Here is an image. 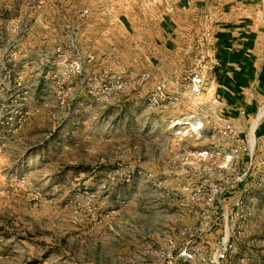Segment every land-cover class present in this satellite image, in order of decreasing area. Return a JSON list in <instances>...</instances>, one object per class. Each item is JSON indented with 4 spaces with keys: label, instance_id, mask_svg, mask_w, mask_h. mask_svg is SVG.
<instances>
[{
    "label": "rangeland",
    "instance_id": "rangeland-1",
    "mask_svg": "<svg viewBox=\"0 0 264 264\" xmlns=\"http://www.w3.org/2000/svg\"><path fill=\"white\" fill-rule=\"evenodd\" d=\"M5 1L0 264H264V120L226 115L188 6L224 0Z\"/></svg>",
    "mask_w": 264,
    "mask_h": 264
},
{
    "label": "crops",
    "instance_id": "crops-1",
    "mask_svg": "<svg viewBox=\"0 0 264 264\" xmlns=\"http://www.w3.org/2000/svg\"><path fill=\"white\" fill-rule=\"evenodd\" d=\"M188 6L196 14L202 13L198 17L211 46L209 83L226 115L239 121L256 117L260 120L264 114V0H224L215 6L216 12L206 2L202 9L196 2ZM52 7V0H47V14L43 17L46 23L57 22V16L51 14ZM174 24L172 13L161 18V35L166 44L173 39ZM262 132L261 121L256 133Z\"/></svg>",
    "mask_w": 264,
    "mask_h": 264
},
{
    "label": "built area",
    "instance_id": "built-area-1",
    "mask_svg": "<svg viewBox=\"0 0 264 264\" xmlns=\"http://www.w3.org/2000/svg\"><path fill=\"white\" fill-rule=\"evenodd\" d=\"M25 1V3H26V5L28 6V8L29 9H35V10H40V9H43L44 8V6H45V4H46V1L47 0H24ZM56 5V4H55ZM21 18H23V20H26L27 22H35V23H44V21H43V17L41 16V15H34L33 17H31L30 18V16L28 17V16H22ZM20 18V19H21ZM66 19L64 18V17H62V16H57V22H63V21H65ZM207 41H208V39H207ZM207 44H208V42H207ZM195 81H196V83H201L202 82V79L201 78H197V79H195ZM218 99V98H217ZM219 100V99H218ZM220 102V101H219ZM257 115V114H256ZM255 115V116H256ZM262 117H264V114H262V116H261V118H260V120L262 119ZM259 120V121H260ZM261 122H258L257 123V125L255 126V128H254V130L252 131V134H253V136L255 135V134H257L256 133V131H257V126L260 124ZM201 129L198 127V128H196L195 130H193L192 129V131H200ZM240 132V131H239ZM258 136H264V132H262V133H259L258 134ZM204 153H205V151H203Z\"/></svg>",
    "mask_w": 264,
    "mask_h": 264
},
{
    "label": "bare ground",
    "instance_id": "bare-ground-1",
    "mask_svg": "<svg viewBox=\"0 0 264 264\" xmlns=\"http://www.w3.org/2000/svg\"><path fill=\"white\" fill-rule=\"evenodd\" d=\"M262 110H264V109H262ZM261 113H262V112H261ZM256 119H257V117H256ZM185 123H188V124L191 126L192 129L197 128L196 123L193 122V121L187 120ZM254 123H256V122H254ZM250 132H251V131H250Z\"/></svg>",
    "mask_w": 264,
    "mask_h": 264
}]
</instances>
